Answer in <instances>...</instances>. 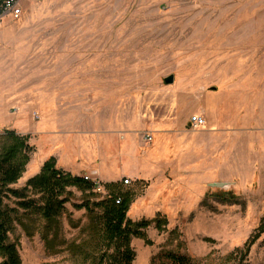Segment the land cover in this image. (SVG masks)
I'll list each match as a JSON object with an SVG mask.
<instances>
[{
    "label": "rangeland",
    "instance_id": "obj_1",
    "mask_svg": "<svg viewBox=\"0 0 264 264\" xmlns=\"http://www.w3.org/2000/svg\"><path fill=\"white\" fill-rule=\"evenodd\" d=\"M22 9L0 23V137L13 131L34 148L12 188L60 153L95 160L80 176L123 153L116 172L131 178L99 195L132 192L128 218L151 223L132 240L133 264L173 255L264 264V233L244 255L264 217V134L251 132L264 109L253 110L261 94L250 85L264 64L246 58L264 50V0H23ZM199 114L208 123L194 130ZM70 189L59 228L11 227L22 264H94L88 214L74 207L86 195Z\"/></svg>",
    "mask_w": 264,
    "mask_h": 264
},
{
    "label": "trees",
    "instance_id": "obj_2",
    "mask_svg": "<svg viewBox=\"0 0 264 264\" xmlns=\"http://www.w3.org/2000/svg\"><path fill=\"white\" fill-rule=\"evenodd\" d=\"M0 142V256L4 258L2 264H22L17 245L9 241L13 224L26 229L25 220L33 224L43 222L48 233L59 228V219L71 201L70 188H77L86 195L83 202L75 204L74 207L78 210L84 209L88 214L89 246L96 252L91 256L92 263L96 264L99 260L98 264H133L136 253L132 240L146 239L143 231L151 223H135L128 218L130 206L135 199L132 192L121 195L111 193L101 199V196L94 192L95 185L92 182L58 168L54 157L43 164L41 172L30 178L23 189H14L12 186L17 184L26 172L34 148L30 146L27 136L13 131L0 137ZM105 187L111 189L115 184H107ZM20 211L23 213L20 214ZM15 214L17 217L14 219ZM153 223L161 229L164 221L157 219ZM263 233L264 217L257 236L246 245L244 255L249 253L252 245ZM99 251L102 252L100 258L97 254ZM171 260L173 264H190L184 256L173 255Z\"/></svg>",
    "mask_w": 264,
    "mask_h": 264
},
{
    "label": "crops",
    "instance_id": "obj_3",
    "mask_svg": "<svg viewBox=\"0 0 264 264\" xmlns=\"http://www.w3.org/2000/svg\"><path fill=\"white\" fill-rule=\"evenodd\" d=\"M246 58L252 64H256L257 63V64L263 65L264 64V50H259L258 47H255V48L251 49L246 54ZM251 73L252 74H250V79L253 80V81L250 82V85L252 87L254 86V88L260 87V94H261L260 100H254V102H258V103H257V107L254 106L253 110L259 109L260 112H261L264 109L262 107V104L264 103V101H263L264 97H263V94H262L263 93V88H264V83H263V81H264V70H255L254 69V71H252ZM255 108H257V109H255ZM207 123H208V120H207ZM213 123L210 121V123L208 124L209 127L213 128L215 126H222L221 124H219V122L218 123L216 122L217 124H215V122H213ZM251 132H252V134L254 136H256L257 133L264 134V124H263V122L256 123V124L252 125ZM59 144H60V142H56L55 143V145H59ZM64 148H67V147L59 146L57 151H60L61 149L63 150ZM54 155L57 156L56 153H54ZM122 157H124L123 153L122 154L117 153L113 157H107V159L105 160L106 162H104L103 164L102 163H100V164L98 163L97 170H95V171L98 174L99 180H100V182L102 184H111V183L117 182L118 179L122 175H126L127 177L131 178V176H129L126 173H122V174L118 173V175H117L116 164L119 161V158H122ZM47 159H45L44 161H46ZM56 159L58 161V164H60L59 168H62L65 171L70 172L74 176L75 175L76 176H80L81 175V171L88 169L89 168L88 165L92 164L95 161V160L87 159L86 160L87 163H82V162H80L78 160L77 157H75V156H69V157L68 156H64L62 153H60V156H57ZM44 161L42 163H44ZM104 164L105 165L106 164L107 165L110 164L109 166H107L106 170L104 169ZM40 170H41V167L39 166V168L32 174L33 175L32 177H34L37 174H39ZM85 173H90V171L89 172L86 171ZM32 177L30 176L29 179L32 178ZM29 179H27L26 181H28ZM70 190L73 191L72 189H70Z\"/></svg>",
    "mask_w": 264,
    "mask_h": 264
},
{
    "label": "built area",
    "instance_id": "obj_4",
    "mask_svg": "<svg viewBox=\"0 0 264 264\" xmlns=\"http://www.w3.org/2000/svg\"><path fill=\"white\" fill-rule=\"evenodd\" d=\"M22 2L23 0H4L3 4L0 6V23L6 18H12L18 20L22 14ZM207 126V120L201 115H195L190 119V127L192 129H202ZM96 173H85L82 177L92 182L95 185L94 192L97 194H102L105 192L104 184H102L98 177L95 176ZM126 180L125 183H129Z\"/></svg>",
    "mask_w": 264,
    "mask_h": 264
},
{
    "label": "water",
    "instance_id": "obj_5",
    "mask_svg": "<svg viewBox=\"0 0 264 264\" xmlns=\"http://www.w3.org/2000/svg\"><path fill=\"white\" fill-rule=\"evenodd\" d=\"M174 83V76H170L168 78L165 79V84L170 85ZM213 186H217V187H224L225 184L224 183H218V184H212Z\"/></svg>",
    "mask_w": 264,
    "mask_h": 264
}]
</instances>
